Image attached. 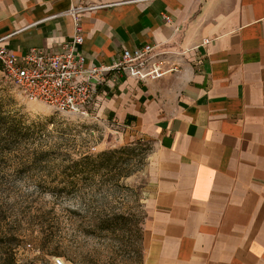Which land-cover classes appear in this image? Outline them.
<instances>
[{
  "label": "crops",
  "instance_id": "1",
  "mask_svg": "<svg viewBox=\"0 0 264 264\" xmlns=\"http://www.w3.org/2000/svg\"><path fill=\"white\" fill-rule=\"evenodd\" d=\"M93 2L109 5L81 16L91 63L151 43L178 65L97 107L151 141L144 264H264V0H0L2 45L59 50Z\"/></svg>",
  "mask_w": 264,
  "mask_h": 264
},
{
  "label": "rangeland",
  "instance_id": "2",
  "mask_svg": "<svg viewBox=\"0 0 264 264\" xmlns=\"http://www.w3.org/2000/svg\"><path fill=\"white\" fill-rule=\"evenodd\" d=\"M28 101L0 67V226L21 264H144L152 149L132 127ZM133 143L111 167L85 156Z\"/></svg>",
  "mask_w": 264,
  "mask_h": 264
},
{
  "label": "built area",
  "instance_id": "3",
  "mask_svg": "<svg viewBox=\"0 0 264 264\" xmlns=\"http://www.w3.org/2000/svg\"><path fill=\"white\" fill-rule=\"evenodd\" d=\"M108 5L93 2L72 6L67 13L74 19V34L59 50L32 48L16 55L2 45L8 36L0 37V67L24 99L48 104L59 112L88 113L98 107L101 93L125 77L147 82L178 70L177 63L166 58L170 51L158 52L151 43L125 48L110 64L91 63L80 50L84 42L81 16ZM206 43L209 39L203 41ZM51 264L72 263L57 256Z\"/></svg>",
  "mask_w": 264,
  "mask_h": 264
},
{
  "label": "trees",
  "instance_id": "4",
  "mask_svg": "<svg viewBox=\"0 0 264 264\" xmlns=\"http://www.w3.org/2000/svg\"><path fill=\"white\" fill-rule=\"evenodd\" d=\"M1 113H0V143L2 139H4L3 133L4 130L2 127L5 125L2 121ZM130 119H132L130 117ZM129 121V117H128ZM133 143H129L124 147L118 149H110L105 150L97 154L96 156L87 155L85 156V160L88 161V166H92L93 170H98L100 168H108L111 167L114 163L113 161L117 157L118 154H132L136 150L135 146L131 145ZM17 239L16 234H9L0 226V264H21L17 260L15 253L13 252V240Z\"/></svg>",
  "mask_w": 264,
  "mask_h": 264
}]
</instances>
